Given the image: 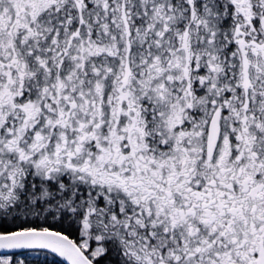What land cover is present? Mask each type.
<instances>
[{
    "label": "snow or ice",
    "instance_id": "snow-or-ice-1",
    "mask_svg": "<svg viewBox=\"0 0 264 264\" xmlns=\"http://www.w3.org/2000/svg\"><path fill=\"white\" fill-rule=\"evenodd\" d=\"M0 264H264V0H0Z\"/></svg>",
    "mask_w": 264,
    "mask_h": 264
}]
</instances>
